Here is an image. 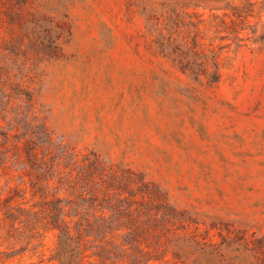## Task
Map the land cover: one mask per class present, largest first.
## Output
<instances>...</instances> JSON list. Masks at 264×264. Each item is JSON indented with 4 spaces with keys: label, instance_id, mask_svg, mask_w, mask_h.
Returning <instances> with one entry per match:
<instances>
[{
    "label": "rangeland",
    "instance_id": "1",
    "mask_svg": "<svg viewBox=\"0 0 264 264\" xmlns=\"http://www.w3.org/2000/svg\"><path fill=\"white\" fill-rule=\"evenodd\" d=\"M172 1L184 0H18L0 9L1 48L15 47L0 49V61L33 97L13 86L9 116L35 134L52 168L32 202L44 194L80 205L97 167L132 171L180 212L155 223L178 255L154 264H261L245 241L264 235V41L230 53L218 84L196 82L157 54L148 31ZM20 182L15 173L12 185ZM57 233L3 232L0 264H53Z\"/></svg>",
    "mask_w": 264,
    "mask_h": 264
},
{
    "label": "trees",
    "instance_id": "2",
    "mask_svg": "<svg viewBox=\"0 0 264 264\" xmlns=\"http://www.w3.org/2000/svg\"><path fill=\"white\" fill-rule=\"evenodd\" d=\"M17 1L0 0V9L11 10ZM206 1L167 3L160 18L148 21V31L157 54L178 71L196 82L218 84L233 64L230 53L237 52L247 41H264V2ZM1 45L0 49L9 51L15 48L14 44L9 48ZM13 86L33 102L30 93L21 92V86L13 83L0 61V115L5 113L0 116V177L7 179V195L0 193V235L6 232L14 238V233L29 231L34 236L57 230L56 250L50 257L53 264H154L167 262L169 252L177 256L178 246L164 240L166 226L158 228L155 223L177 220L180 212L170 208L149 182L140 176L134 178L132 171L97 167L98 171L89 174V197H81V206L68 201L63 208L61 200H49L44 194L32 202L43 183L51 184L52 178H46V173L52 168L35 134L21 133L23 128L13 124L14 116H9V104L16 91ZM15 173L21 179L19 185H12ZM28 183L32 199L26 201ZM72 205L73 212L65 209ZM85 206L87 210L81 211L80 207ZM152 235L159 238L157 243L149 244L147 238ZM248 242L245 241L247 250L264 255V235ZM3 253L0 251V255Z\"/></svg>",
    "mask_w": 264,
    "mask_h": 264
}]
</instances>
